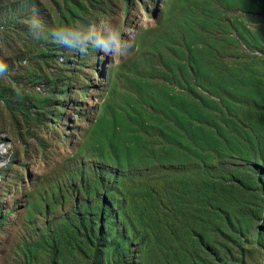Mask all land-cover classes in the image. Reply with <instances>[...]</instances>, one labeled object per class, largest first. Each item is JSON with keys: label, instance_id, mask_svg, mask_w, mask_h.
<instances>
[{"label": "rangeland", "instance_id": "374dc122", "mask_svg": "<svg viewBox=\"0 0 264 264\" xmlns=\"http://www.w3.org/2000/svg\"><path fill=\"white\" fill-rule=\"evenodd\" d=\"M258 106L264 0H0V264H90L94 242L102 264H264ZM230 159L233 226L181 171ZM164 172L183 185L152 195Z\"/></svg>", "mask_w": 264, "mask_h": 264}, {"label": "trees", "instance_id": "16d2710c", "mask_svg": "<svg viewBox=\"0 0 264 264\" xmlns=\"http://www.w3.org/2000/svg\"><path fill=\"white\" fill-rule=\"evenodd\" d=\"M183 65H187L184 63L182 65L177 66L181 67ZM253 74L254 71H252ZM258 111H256L253 117L262 125L263 133L259 139L262 148L264 149V106H258ZM213 139H217L216 134L211 132ZM264 151V150H263ZM247 171H248V181L250 182L251 188H258L260 191H264V181L262 177L264 175V166L257 167L255 162L247 163L241 161ZM240 163L232 162L230 160H218L213 161L211 163H205L204 161H200L198 164L189 163L181 168V171H185L182 175L184 178L186 177L187 172H191L190 180L197 184L199 189L209 188L205 194L204 200L208 196V200L215 201L219 206L211 212L215 221H219L227 226L232 225L235 218V207L231 204V196L232 191L229 189L230 187H239L241 185V180L239 176H241L239 172V166H242ZM225 171L226 175L218 174L219 171ZM243 176H246L243 174ZM139 182L141 184L147 183L145 178H138L136 176H126L123 177L120 183L121 187L132 186L134 183ZM187 183V181L185 182ZM151 194L156 196H162L164 194H176L183 182L181 179L178 180H170L167 175L164 173L159 174L156 178H153L151 181ZM219 188V189H218ZM218 190V191H217ZM233 205V206H232ZM131 216L128 215L125 217L127 222H129L130 226L133 230L141 228L140 232V241L142 242V248L149 249L154 245V238L158 235V232H155L154 228L150 226V220L144 219L142 215L145 214V208L139 203H136L135 206L131 204ZM223 207V208H222ZM157 217H160V210L158 208L154 212ZM181 214L187 218L182 212ZM190 219L196 217L195 213H192L188 216ZM141 222H144L142 225ZM159 225V224H158ZM156 225V226H158ZM228 228V227H226ZM125 231V230H124ZM263 226L259 225L257 233L262 234ZM93 257L90 264H102L101 263V253L99 247H97V242H94L93 248Z\"/></svg>", "mask_w": 264, "mask_h": 264}, {"label": "clouds", "instance_id": "9594fccd", "mask_svg": "<svg viewBox=\"0 0 264 264\" xmlns=\"http://www.w3.org/2000/svg\"><path fill=\"white\" fill-rule=\"evenodd\" d=\"M36 23H37L36 21H32V24H33V26H35V25H36Z\"/></svg>", "mask_w": 264, "mask_h": 264}]
</instances>
